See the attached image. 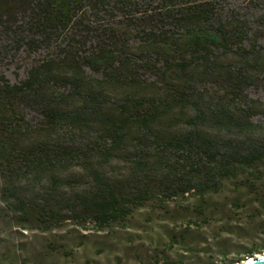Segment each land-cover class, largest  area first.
Instances as JSON below:
<instances>
[{
  "label": "trees",
  "instance_id": "1",
  "mask_svg": "<svg viewBox=\"0 0 264 264\" xmlns=\"http://www.w3.org/2000/svg\"><path fill=\"white\" fill-rule=\"evenodd\" d=\"M251 30L214 0H0V42L34 54L19 81L0 73L6 212H36L45 231L61 210L105 227L260 178L264 124L246 89L264 44ZM75 166L84 189L61 175Z\"/></svg>",
  "mask_w": 264,
  "mask_h": 264
},
{
  "label": "rangeland",
  "instance_id": "2",
  "mask_svg": "<svg viewBox=\"0 0 264 264\" xmlns=\"http://www.w3.org/2000/svg\"><path fill=\"white\" fill-rule=\"evenodd\" d=\"M214 1L222 12L232 11L246 19L251 39L264 44V17L257 18L264 14V0ZM244 44L249 45V40ZM13 46L8 39L0 42V73L19 81L34 54ZM224 61H236V57L224 55ZM253 81L246 93L257 111L254 120L264 124V74L255 75ZM260 167V178L243 174L204 199L191 195L162 206L150 202L105 227L91 220L84 222L89 228H83L67 210H61L68 218L45 231L35 226L36 212L31 221H20V213L10 210L8 214L0 199L4 208L0 210V264L245 263L264 254V165ZM111 169L105 167L109 175H113ZM84 172L75 166L61 175L80 176L77 189H84L91 181Z\"/></svg>",
  "mask_w": 264,
  "mask_h": 264
},
{
  "label": "water",
  "instance_id": "3",
  "mask_svg": "<svg viewBox=\"0 0 264 264\" xmlns=\"http://www.w3.org/2000/svg\"><path fill=\"white\" fill-rule=\"evenodd\" d=\"M242 264H264V254L257 255L255 257H253L251 260H249L245 263H242Z\"/></svg>",
  "mask_w": 264,
  "mask_h": 264
},
{
  "label": "bare ground",
  "instance_id": "4",
  "mask_svg": "<svg viewBox=\"0 0 264 264\" xmlns=\"http://www.w3.org/2000/svg\"><path fill=\"white\" fill-rule=\"evenodd\" d=\"M257 255H262V254H257ZM251 259H252V258H251ZM251 259H250V260H251Z\"/></svg>",
  "mask_w": 264,
  "mask_h": 264
}]
</instances>
